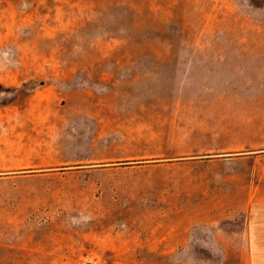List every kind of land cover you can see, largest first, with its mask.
<instances>
[{
    "label": "rangeland",
    "instance_id": "rangeland-1",
    "mask_svg": "<svg viewBox=\"0 0 264 264\" xmlns=\"http://www.w3.org/2000/svg\"><path fill=\"white\" fill-rule=\"evenodd\" d=\"M261 151L264 0H0V264H239Z\"/></svg>",
    "mask_w": 264,
    "mask_h": 264
},
{
    "label": "crops",
    "instance_id": "crops-1",
    "mask_svg": "<svg viewBox=\"0 0 264 264\" xmlns=\"http://www.w3.org/2000/svg\"><path fill=\"white\" fill-rule=\"evenodd\" d=\"M250 158L251 180L245 200L236 210V214H242V226L236 233L239 237L237 244L243 247L239 264H264V155L256 152V156ZM218 233L220 239H228L224 229L220 228Z\"/></svg>",
    "mask_w": 264,
    "mask_h": 264
}]
</instances>
